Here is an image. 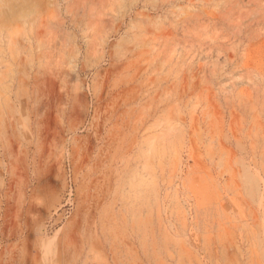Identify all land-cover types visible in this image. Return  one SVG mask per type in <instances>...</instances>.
I'll list each match as a JSON object with an SVG mask.
<instances>
[{
    "label": "rangeland",
    "instance_id": "rangeland-1",
    "mask_svg": "<svg viewBox=\"0 0 264 264\" xmlns=\"http://www.w3.org/2000/svg\"><path fill=\"white\" fill-rule=\"evenodd\" d=\"M0 264H264V0H0Z\"/></svg>",
    "mask_w": 264,
    "mask_h": 264
}]
</instances>
